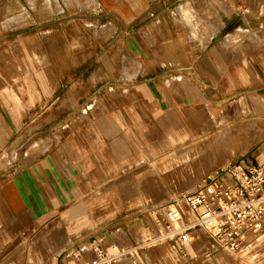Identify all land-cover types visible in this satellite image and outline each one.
Listing matches in <instances>:
<instances>
[{
	"label": "crops",
	"instance_id": "crops-1",
	"mask_svg": "<svg viewBox=\"0 0 264 264\" xmlns=\"http://www.w3.org/2000/svg\"><path fill=\"white\" fill-rule=\"evenodd\" d=\"M215 1L219 9L210 0L198 11L178 9L176 17L195 24L194 29L199 24L205 38L185 39L182 51L169 43L167 56L160 57L156 47L167 42L163 36L174 35L177 27L154 20L161 8L156 6L159 0H142L140 7L118 9L107 0H93L96 8L87 13L104 20L100 29L109 32L104 43L116 50L105 55L101 65L89 52L75 55L73 66L75 78L88 80L93 87L103 82L104 87L94 95L68 88L67 94L75 99L88 100L87 113L54 136L41 135L39 143L50 139L48 146L30 142L21 159L3 168L0 264H71L73 249L89 248L95 237L105 245L134 248L121 264H222L219 255L230 252L214 251L202 228L194 231V240L183 251L166 242H150L158 230L151 209L166 199L145 208L142 195V181L152 171L156 154L207 149L209 133L217 137L221 131L219 124L209 126L211 111H218L228 96H250L252 106L256 102L264 110L260 106V96H264V0L256 10L240 0H229L233 12L226 17L222 10L226 0ZM17 4V0H0V20L5 15L11 19ZM207 9L217 13L216 22L202 16ZM113 13L126 16V26L111 17ZM2 20L0 31L5 30ZM107 23L113 26L109 30ZM135 28L151 32V43L146 34L139 40L131 35L127 43L118 39ZM228 35L231 38L226 41ZM122 50L132 54L124 60V71L118 59ZM58 62L54 71L47 65L43 69L48 73L43 77L56 79V86L36 88L35 94L63 92L59 83L69 66ZM131 63L136 66L129 70ZM80 68H84L81 73ZM251 94L257 96L256 101ZM142 228L145 236L140 233ZM86 255L92 256V251Z\"/></svg>",
	"mask_w": 264,
	"mask_h": 264
},
{
	"label": "rangeland",
	"instance_id": "rangeland-1",
	"mask_svg": "<svg viewBox=\"0 0 264 264\" xmlns=\"http://www.w3.org/2000/svg\"><path fill=\"white\" fill-rule=\"evenodd\" d=\"M207 1L209 0H159V3H156V6L159 5L161 8L158 14L154 15V20L162 25L175 24L177 27L174 35L173 32H169L170 37L163 36L167 42L160 43L159 47H156L157 55L166 57L165 47L169 43L180 46L179 50L182 51L185 39L205 38L206 33L201 31L199 24L197 29H194L195 24L192 26L191 23L181 21L176 16L181 11L178 10L180 7L194 12L206 7ZM17 2L11 19L5 15L0 20V25L2 19L5 20L3 22L5 30L0 31V179L4 177L3 168L10 161L21 159L30 142L38 143L41 141L39 138L41 135L54 136L56 131L69 128L77 116L82 117V113H87L88 100L75 99L67 94L68 88L74 86L76 91H88L89 95L99 93L103 89V82H98L93 87L88 80L75 78V66H73L75 55H87L89 52L97 60L96 64L101 65L104 56L107 57L116 50L115 47L104 43L106 34L109 33L100 29L104 20H96L97 15L87 13V10L96 8L93 0H60V4L55 0H17ZM117 2L107 0V3L115 9L120 6L137 8L141 6L142 0ZM215 2L210 0L211 5L219 9ZM240 2L247 3L251 10H256L261 0H240ZM229 4V0H226L222 7L224 17L233 12L234 4L230 7ZM110 16L126 26V16L123 18L116 13ZM138 21L139 18L136 17V22ZM241 30L246 31L242 28ZM123 33L118 39H124L126 43L131 35H136L137 40L144 34L148 37L151 35V32H144L140 28ZM230 38L231 35H228L226 41ZM149 40L151 43V36ZM118 55L123 66H120V69L124 71V60H127V55L132 54L122 50ZM61 60L65 66H69L65 68L67 69L65 78L59 83L63 92L35 94L36 88L56 86V79L43 77L48 74L43 69L47 65L53 67L54 71L57 65L59 66L58 61ZM130 66L133 68L136 63H131ZM139 68L141 67L137 69ZM83 70L84 68H80L78 71L81 73ZM260 97L263 98L260 99V106H264V96ZM249 98L250 96L234 97L236 101L232 103L234 99L228 96L218 111H211L212 118L208 124L209 126L219 124L217 130L221 129V131L217 137L209 133L211 139L207 142L209 149L197 148L187 153L181 151L156 154L157 158L152 159L154 166L152 171L150 170L151 172L142 181L145 208H150L151 205L165 199L172 200L183 192L194 189L232 161L245 159L251 162H264V110L259 108L256 102L252 106ZM251 98L256 101L257 96L251 94ZM61 104V107H56ZM72 104L75 107L69 108ZM215 131L216 128H213V133ZM237 132L247 135L238 137ZM216 139H220V143L216 142ZM50 142L51 140L47 139L44 145L48 146ZM179 154L205 155L190 161L178 157ZM4 156L8 159L3 161ZM174 159H177V162L172 164ZM140 233L145 236V229H140ZM33 241L36 244V241ZM254 248H258L254 256L251 255L252 253L245 257L222 253L219 255L220 262L235 264L238 259L239 264H264V235H261V240L257 241ZM191 252L193 253L192 250Z\"/></svg>",
	"mask_w": 264,
	"mask_h": 264
},
{
	"label": "built area",
	"instance_id": "built-area-1",
	"mask_svg": "<svg viewBox=\"0 0 264 264\" xmlns=\"http://www.w3.org/2000/svg\"><path fill=\"white\" fill-rule=\"evenodd\" d=\"M153 208L158 230L150 242H166L183 251L194 240V231L202 228L214 251L250 255L264 235V162L232 161L194 189ZM89 245L73 249L71 264H121L135 252L119 243L105 245L97 237Z\"/></svg>",
	"mask_w": 264,
	"mask_h": 264
},
{
	"label": "bare ground",
	"instance_id": "bare-ground-1",
	"mask_svg": "<svg viewBox=\"0 0 264 264\" xmlns=\"http://www.w3.org/2000/svg\"><path fill=\"white\" fill-rule=\"evenodd\" d=\"M218 1H220V0H218ZM202 16L203 17H205V18H207L208 19V21L209 22H216L215 20H217V13L216 12H214L213 10H210V9H207V10H204L203 11V13H202ZM218 23V22H217ZM220 25V24H219ZM106 26L108 27V30L109 29H111L113 26H112V23H107L106 24ZM107 30V31H108ZM101 31H103L102 29H101ZM105 33V32H104ZM107 35V34H106ZM71 54H72V52H71ZM130 68H132L131 66L130 67H128V69L130 70ZM131 72H129V74H130ZM237 133H239V132H237ZM238 137H244V136H246L247 135V133H243V134H241V133H239V135L238 134H236ZM216 142L218 141V143H220V139H216L215 140ZM36 144H38L39 145V147L40 146H45L44 144H40L39 142L38 143H36ZM36 148V147H35ZM208 148V147H207ZM209 149V148H208ZM191 149H189L188 151H190ZM188 151H186V152H184V153H187ZM203 155H205V154H179V156L178 157H182V158H185V159H189L190 161H193V159H198V158H200V157H203ZM6 157V156H5ZM7 158V157H6ZM177 162V159H174L171 163L172 164H174V163H176ZM142 230V229H141Z\"/></svg>",
	"mask_w": 264,
	"mask_h": 264
}]
</instances>
